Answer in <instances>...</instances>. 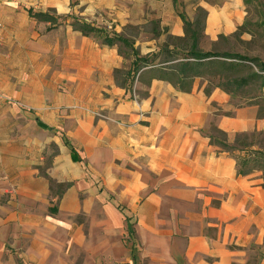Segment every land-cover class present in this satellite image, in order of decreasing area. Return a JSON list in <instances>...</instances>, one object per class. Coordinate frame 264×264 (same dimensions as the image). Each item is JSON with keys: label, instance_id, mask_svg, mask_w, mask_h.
I'll use <instances>...</instances> for the list:
<instances>
[{"label": "crops", "instance_id": "1", "mask_svg": "<svg viewBox=\"0 0 264 264\" xmlns=\"http://www.w3.org/2000/svg\"><path fill=\"white\" fill-rule=\"evenodd\" d=\"M182 1L191 21L205 9ZM178 2L0 0V264H264L262 173L238 176L205 136L210 121L230 138L264 134L258 106L215 116L230 97L206 96L205 79L187 94L144 71L131 82L132 60L70 26L140 23L149 5L183 37ZM49 180L71 187L57 198Z\"/></svg>", "mask_w": 264, "mask_h": 264}, {"label": "trees", "instance_id": "2", "mask_svg": "<svg viewBox=\"0 0 264 264\" xmlns=\"http://www.w3.org/2000/svg\"><path fill=\"white\" fill-rule=\"evenodd\" d=\"M172 2L175 5L177 0H172ZM196 13L197 16L193 22L185 19L181 13L180 18L184 29V37L180 40L182 44L177 45L175 38L169 36L168 40L172 41L171 44L165 43L158 49V52L135 59L131 63V69L125 75L133 82L144 71L148 74L150 81L167 82L184 94L191 92L196 79H205L211 88L219 89L227 95L247 93L248 90L259 91L264 102V63L240 55L217 54L201 50L199 42L204 30L205 11L196 8ZM28 15L38 22L49 24L50 27L61 25L58 23L60 17L52 10L47 13H33L29 10ZM70 26L84 37L100 39L105 46L123 47L129 49L130 52L133 50V46L127 39L119 36L111 37L100 28L77 21L71 23ZM164 30L167 34L168 30L166 28ZM132 54L137 55L135 51H132ZM210 90L209 87L206 88L205 95H208ZM258 114L264 117V109ZM39 126L47 129L42 124ZM256 134H237L231 141L214 125L211 126L210 132L205 133L210 144L217 148L219 154L228 155L235 160L238 176L245 177L254 171L261 172V187L264 189V150L255 149L258 146L256 137L261 135ZM44 177L48 179L46 175ZM49 184L57 198L71 187V184L54 185L50 180ZM50 211L52 213V210ZM126 221L128 238L131 239L135 236L134 224L128 219Z\"/></svg>", "mask_w": 264, "mask_h": 264}, {"label": "rangeland", "instance_id": "3", "mask_svg": "<svg viewBox=\"0 0 264 264\" xmlns=\"http://www.w3.org/2000/svg\"><path fill=\"white\" fill-rule=\"evenodd\" d=\"M184 4L185 2L179 0L178 5L173 7V17L177 16V18L181 20V14L179 13L182 12L185 19L193 22L197 16L196 11L194 12V20H189L188 13H190L191 10L189 8L187 13V11L184 9ZM202 10L205 11V18L203 21L204 30L199 42V47L201 50L210 51L217 54L227 53L231 55H240L247 59H255L264 63V0H237L236 4H234L233 0H205V9ZM106 27H108L106 30L102 28L105 33L111 37L119 36L121 38L127 39L133 46L132 51L137 53V55L134 56L132 51L130 52L129 49L115 47L117 53L127 60L125 62L126 64L129 63V60H132V63L137 58H143L147 55H152L158 52V49L165 43L171 44L172 41L168 40L169 36L175 38V43L177 45L182 44L180 40H182L184 37H177L169 34V28L161 24V19L158 16V12L156 10H152L149 5L145 18L142 22L127 24L123 27L118 26L117 28L116 25H106ZM165 28L168 30L167 34L165 33ZM96 40L101 42L100 39ZM122 72L125 71H115V78H120ZM145 78L149 79V76L147 75ZM118 82L119 84L123 83L120 80H118ZM214 83H216V81H214ZM202 84H204L203 93L208 87L211 89L210 93L212 90H215L211 88L206 81L202 82L201 85ZM228 96L230 97V110L223 111L221 108L212 105L211 108L215 116L231 117L233 116L232 111L235 108H242L246 106H258V112H261L262 109H264V102L260 97L259 91L248 90L247 93H234ZM212 125L215 126V124L210 121L205 133L210 132ZM258 134L260 133H257L256 135ZM233 137H229V139L232 141ZM256 142L258 146H256L255 149L262 148V150H264L263 134L256 137ZM125 218L128 219L130 223L134 224L133 218L128 216ZM125 244L130 248L132 246L134 249H137V241L135 236L131 237V239ZM262 253L263 252L257 249L255 254H252L254 255L253 258L255 259L253 260L256 261V259ZM130 259V264H137L135 255L131 256ZM249 262L250 264H253L252 260Z\"/></svg>", "mask_w": 264, "mask_h": 264}, {"label": "built area", "instance_id": "4", "mask_svg": "<svg viewBox=\"0 0 264 264\" xmlns=\"http://www.w3.org/2000/svg\"><path fill=\"white\" fill-rule=\"evenodd\" d=\"M0 44H1V39H0Z\"/></svg>", "mask_w": 264, "mask_h": 264}]
</instances>
